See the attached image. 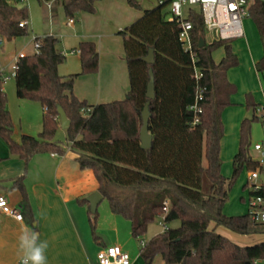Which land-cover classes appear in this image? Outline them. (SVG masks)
<instances>
[{"label":"trees","instance_id":"16d2710c","mask_svg":"<svg viewBox=\"0 0 264 264\" xmlns=\"http://www.w3.org/2000/svg\"><path fill=\"white\" fill-rule=\"evenodd\" d=\"M99 1L63 0L65 16L74 19L83 13L94 14ZM127 1L130 7L138 8L135 0ZM250 11L263 47V56L255 65L260 78L264 75V4L255 3ZM169 17L170 0L162 1L119 33L124 41L130 90L125 100L97 106H90L74 95V80L78 76L98 72L96 45L80 43V73L62 77L59 67L66 56L58 48L59 40L53 36L35 38L40 49L19 60L14 78L17 97L42 106V130L37 137L22 135L20 141L14 138L4 78L0 76V140L9 157L22 160L26 166L38 154L63 156L68 151L77 154L81 169L93 171L98 192L103 200H108L112 214L128 220L132 236L139 241H143L148 226L162 218L163 232L140 248V256L148 264L156 255L161 256L164 264L264 262V241L242 247L216 232L222 227L242 236H264V223L254 222L250 213L235 217L224 214L229 193L242 172L258 168L250 155L252 126L259 122L258 106L248 95L246 106L253 112V118L242 122L233 174L225 178L221 172L224 134L221 117L232 106L231 98L237 93L227 73L238 66V58L231 41L206 44L201 11L196 13L191 9L188 20L193 25L191 35L199 60L197 67L203 73L201 83L206 87L204 100L200 102L202 114L194 125L195 115L190 110L196 92L194 69L191 57L179 41V25ZM28 19L27 8H20L16 0H0V38L10 43L26 36L28 23L25 28L20 24ZM201 39L203 47H200ZM221 48L225 56L216 63L213 54ZM151 49L153 65L143 60ZM150 70L155 79L153 101L147 98ZM148 102L151 113L148 129L153 141L144 150L140 131L142 112ZM58 106L70 122L65 128L66 143L56 141L61 126ZM24 178L14 181L13 186L21 194L23 219L33 225L36 219L30 211ZM249 193L251 199L264 198V183L259 191L250 189ZM79 202L88 204L86 200ZM89 215L97 240L98 215L91 211ZM176 221L180 223L178 228L169 227Z\"/></svg>","mask_w":264,"mask_h":264},{"label":"crops","instance_id":"0c3cea01","mask_svg":"<svg viewBox=\"0 0 264 264\" xmlns=\"http://www.w3.org/2000/svg\"><path fill=\"white\" fill-rule=\"evenodd\" d=\"M161 1L167 0H159ZM48 2L52 3V12L55 11L56 1ZM157 5L152 6V9ZM185 11L189 14L190 10ZM143 14L137 16L138 14L131 11L127 0H102L96 4L94 14L83 13L79 16L80 24L77 25L75 21L71 25L67 23L71 31L66 34L65 39L70 40L71 46H67L70 50H65L71 57H67L60 50L66 60L69 59L66 70L59 74L69 77L80 73V54L73 53L78 50L80 43H94L99 56L97 73L78 76L74 80L76 98L90 106L126 99L130 80L124 41L119 33L139 20ZM244 38L245 35L237 39L238 43L232 46L236 57L244 44ZM6 48V52L12 51V46L10 50L9 46ZM246 50L247 69L241 76V81L231 73L237 70L236 67L227 73L229 82L235 85L237 93L241 94L238 103L244 109L237 112L231 110L235 104L233 99L236 93L231 98L232 106L222 113L224 134L221 140V172L225 178H230L233 174V159L239 150L241 125L245 119H249L248 112H251L246 106L247 96L250 95L258 107L264 103V90L255 68L263 54L257 55L255 59L251 51ZM224 56V50L221 48L213 54V59L219 63ZM2 70L3 74L5 73L2 68L0 76ZM232 74L235 75V80L232 79ZM227 113L231 114L230 125L223 123V117ZM0 158L3 159L0 162V196H4L10 206L20 210L21 194L14 188L13 183L25 176L23 183L29 195L30 211L36 219V222L30 225L25 219L18 221L0 210V264H23V260L27 261L24 264H99V252L112 246H119L128 253L131 264H148L140 256V249L137 253L133 248L134 242L139 240L132 236L130 223L119 221L117 215L113 214L114 217L108 219L110 223L102 224L101 220L96 221L97 240H94L89 215L90 205L81 204L79 201L86 200L98 192L99 185L92 170L81 169L77 154L71 151L63 156L38 154L26 166L22 160L9 157L6 146L0 143ZM248 211L247 208L243 215ZM224 214L230 217L240 215L231 214L225 209ZM216 232L242 247L264 241V236H242L222 227L217 228Z\"/></svg>","mask_w":264,"mask_h":264},{"label":"rangeland","instance_id":"374dc122","mask_svg":"<svg viewBox=\"0 0 264 264\" xmlns=\"http://www.w3.org/2000/svg\"><path fill=\"white\" fill-rule=\"evenodd\" d=\"M17 4L20 8H27L29 19L28 23V34L23 37L16 38L12 42L8 43L5 41L6 46H12L11 52H6L7 48H0V70L2 68L5 69V73L2 74L3 78H9L5 81L3 89L7 95L8 99V109L11 113L13 123H14V138L17 141H20L22 135H28L37 137L42 130V116L43 109L40 103L30 100H21L17 97L16 94V85L15 78L11 77L12 75V66L13 59L17 55H19L22 51H25L28 54H32L35 52V38H45L47 36H53L59 40L58 48L63 51L67 57H71L67 54L66 48H70L67 46H71V42L69 39H65L66 34L71 31L67 23L69 19L65 16V11L63 7V0H54L56 1L54 8L55 11L52 12V9L49 10L47 3L45 0H26L21 2L20 0H16ZM102 1V0H101ZM99 1V2H101ZM138 4V8H131L137 16H141L145 11L151 10L152 6L158 4L159 0H135ZM129 5V4H128ZM130 6V5H129ZM158 6V5H157ZM193 10L196 13L201 11L200 6H194ZM139 18V17H138ZM136 20V19H135ZM75 23L80 24L81 20L79 17L74 18ZM255 23L252 18H248L244 21V29H245V38L244 44L241 47V51L237 54V58L239 59V65L236 67L234 73L238 80L241 81V76L245 73L247 69V50L251 51L252 56L256 59L257 55L263 54V48L261 41L259 40V34L257 29L255 28ZM65 39V40H64ZM206 43L209 45L214 41H217V34L214 30L206 29L205 33ZM238 43V40H232V46ZM70 50V49H69ZM236 52V50H234ZM69 58L59 67V73L61 74L63 70H66ZM235 75L232 74V79L235 80ZM260 83L262 87H264V75L260 78ZM240 83V88H241ZM242 89V88H241ZM240 92H238L234 96L235 104L231 107V110L234 109V112L240 111L243 108L240 103H238ZM242 107V108H241ZM249 119L253 118V114L248 112ZM229 120L231 121V114H226L223 117V123L226 125H230ZM56 141L59 143H66V129L60 126L57 135ZM264 141V128L262 125L255 121L252 126V137H251V146H250V155L253 159L257 160L259 158L258 153L254 151V145ZM0 143L5 146L3 141L0 140ZM226 164V163H225ZM223 165V164H222ZM225 169V166H224ZM264 172V169H263ZM250 172L244 170L235 185L232 187L227 203L224 209L231 214H240L233 216H242L246 209L249 210V201L250 197V187L248 186V177ZM243 198V199H242ZM98 219L103 222L110 223V220L113 218V214L110 210L109 202L107 199H104L97 210ZM249 213V211H248ZM247 213V214H248ZM227 215V214H226ZM117 219L123 223L129 224L122 217L118 216ZM162 223V218H157L153 223L148 226L147 233L143 237V241L148 242L155 236L161 234L164 230ZM131 225V223H130ZM109 226V224H107ZM180 223L178 221L172 223L169 227L178 228ZM123 233V232H122ZM141 241L134 242L133 248L139 253V249L141 248ZM131 259V258H130ZM152 264H164L160 255H156Z\"/></svg>","mask_w":264,"mask_h":264},{"label":"built area","instance_id":"2783aa9c","mask_svg":"<svg viewBox=\"0 0 264 264\" xmlns=\"http://www.w3.org/2000/svg\"><path fill=\"white\" fill-rule=\"evenodd\" d=\"M24 2L26 0H20ZM48 9H52V3L47 2ZM162 3V1L160 2ZM255 3H263L264 0H170V17L169 20L176 22L179 25V41L183 50L191 57L193 69H194V80L196 82L195 102L190 107V110L194 113V125L199 123V115L202 114V108L200 102L204 100V94L206 87L202 85L203 73L198 69V55L194 49L193 38L191 32L193 30L192 23L188 20V15L185 9L191 10L194 6L201 7V14L203 17V23L206 29L214 30L217 34V39L222 41H232L241 39L245 35L244 21L251 18V7ZM74 19L69 20V24H73ZM27 22L20 24L21 28H25ZM35 52L40 49V44L36 41ZM7 47L5 40L0 38V48ZM73 53L80 54L79 50L73 51ZM28 56V53L22 51L14 59L12 66V75L15 77L18 69L17 63L19 60L24 59ZM4 70L1 71L3 74ZM9 78H4V83ZM257 118L264 128V103L260 105L256 110ZM254 151L258 153L259 158L256 160L258 168L250 172L248 177V186L251 190L259 191L262 184L261 176H264V141L254 145ZM0 210L6 215L11 216L18 221H22L23 217L19 209L13 208L8 203L4 196H0ZM167 212V205L164 208ZM249 213L251 218L256 223H264V198L261 196L252 198L249 201ZM163 225V219L162 223ZM141 247L144 246V241H141ZM99 264H131V259L128 253L124 252L119 246L107 247L99 252L98 254ZM23 260L22 263H26Z\"/></svg>","mask_w":264,"mask_h":264},{"label":"water","instance_id":"95a60500","mask_svg":"<svg viewBox=\"0 0 264 264\" xmlns=\"http://www.w3.org/2000/svg\"><path fill=\"white\" fill-rule=\"evenodd\" d=\"M200 42H201L200 47H203L204 41L201 39ZM10 48L11 46H9V50ZM143 60L149 65H153L155 63L154 52L152 49L149 51L148 56L143 58ZM149 76H150V81H149L148 88H147V98L149 101H153L155 99V79H154L153 70H150ZM149 106H150V102L147 103V105L145 106L142 112L143 126L140 131V141H141V147L144 150H148L151 147L152 141H153V138L151 134L149 133V129H148L149 119L151 116ZM58 114L60 118L61 127L67 128L70 125V122L67 119V116L61 106H58ZM261 180L264 182L263 175L261 176ZM86 201L90 205L91 213L95 214L98 208V205L103 201V197L99 192H96L92 194L91 196L87 197ZM246 264H250V263H246Z\"/></svg>","mask_w":264,"mask_h":264}]
</instances>
